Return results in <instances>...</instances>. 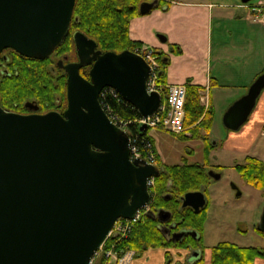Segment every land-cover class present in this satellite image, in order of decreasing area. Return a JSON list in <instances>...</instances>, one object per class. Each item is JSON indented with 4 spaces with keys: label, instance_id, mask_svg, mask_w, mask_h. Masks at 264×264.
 <instances>
[{
    "label": "water",
    "instance_id": "obj_1",
    "mask_svg": "<svg viewBox=\"0 0 264 264\" xmlns=\"http://www.w3.org/2000/svg\"><path fill=\"white\" fill-rule=\"evenodd\" d=\"M76 2L0 0V55L13 49L30 58L50 56L70 31ZM157 4L142 3L140 13ZM74 41L78 61L58 62L68 75L63 113L21 114L0 106V264H89L117 219H132L149 205V180L160 174L145 160H131L130 138L100 100L111 87L142 117L153 116L163 97L148 91L151 66L129 49L103 52L81 31ZM90 65L86 79L81 69ZM263 90L261 74L228 108L225 127L239 130ZM182 201L196 211L207 204L202 191L188 192ZM159 216L171 214L162 210ZM258 230L264 232V209Z\"/></svg>",
    "mask_w": 264,
    "mask_h": 264
},
{
    "label": "trees",
    "instance_id": "obj_2",
    "mask_svg": "<svg viewBox=\"0 0 264 264\" xmlns=\"http://www.w3.org/2000/svg\"><path fill=\"white\" fill-rule=\"evenodd\" d=\"M145 1L151 0H77L70 31L52 55L46 58H30L13 49H7V53L0 56V106L6 111L16 113L28 112L31 107H37L40 112H64L68 106V75L58 65L57 58L73 57L71 61L78 60L74 33L81 31L94 39L98 49L103 52L120 53L140 48L143 46L142 42L130 37L129 27L131 20L141 15L140 6ZM161 63L160 82L165 83L166 59L162 58ZM89 71L90 66H85L81 69V74L90 79ZM261 74H264V71ZM187 86L185 125H195L193 138L201 137L198 130L202 128L209 135L214 121L213 110L205 113V108L199 101L198 88L190 83H187ZM101 100L108 103L114 113L132 121V129L137 136L132 138L133 143H155L154 138L149 135V130L137 135L139 127L137 128L133 120L140 115L130 103L121 96L111 94L104 95ZM197 122L199 124H196ZM204 140L206 145L203 164L184 161L181 164L163 165L159 158V166L164 170L155 180L156 198L153 205L154 211L166 210L171 214V218L164 225L176 224L173 230L197 232L200 238L197 239L189 233L182 240H167L159 228L160 219H148L138 223L130 237L119 243L120 252L133 250L137 254L148 248L173 247L179 249L181 255H187L193 248L205 249L203 235L209 202L199 211L182 206V198L186 193L199 190L206 193L207 185L212 179L207 166L214 146L206 134ZM235 168L248 184L264 192L263 160L247 156L244 163L236 164ZM166 254L169 260L170 252ZM260 258H264V248L243 247L231 242H220L211 248V264H255ZM195 264H204V259Z\"/></svg>",
    "mask_w": 264,
    "mask_h": 264
},
{
    "label": "crops",
    "instance_id": "obj_3",
    "mask_svg": "<svg viewBox=\"0 0 264 264\" xmlns=\"http://www.w3.org/2000/svg\"><path fill=\"white\" fill-rule=\"evenodd\" d=\"M162 3L163 6L131 20L130 37L163 52L167 61L165 84L190 83L209 88L214 118L209 133L214 140L212 150L224 141L228 151L264 161V90L249 120L239 130L225 127L227 132L219 139L216 133L218 111L224 110V118L228 108L247 94L264 71V26L248 8L239 7L241 1L224 4L222 0H170L166 6L164 0ZM163 36L166 41L161 42ZM154 248H158L159 264H168V249ZM170 251L174 262L180 259V250ZM135 257L130 264L137 263ZM205 264H211V249L205 251ZM255 264H264V258Z\"/></svg>",
    "mask_w": 264,
    "mask_h": 264
},
{
    "label": "rangeland",
    "instance_id": "obj_4",
    "mask_svg": "<svg viewBox=\"0 0 264 264\" xmlns=\"http://www.w3.org/2000/svg\"><path fill=\"white\" fill-rule=\"evenodd\" d=\"M239 1L241 0H222L224 4ZM259 1L264 0H251L252 3H258ZM160 40L163 42L162 39ZM140 48L144 49L148 46L143 45ZM60 59L62 58H57V63ZM70 59H73V57H70ZM199 93L198 91V95ZM199 101L204 106L205 113L210 109L212 110L210 108V93L209 103L207 100L202 101L200 95ZM223 111H218L216 116L219 124L216 127L218 139L222 138L227 132L223 125ZM196 124H199V122ZM194 126H186V131L183 134H173L162 129L150 130L149 135L155 140L156 152H158L163 165L181 164L184 161L190 164L205 163V134L212 144L214 140H211L210 135L207 134L204 128L198 130L201 137L193 138L195 134ZM223 144L224 141H219L214 150H211L209 165L207 166L208 172L213 171L220 174L221 178L215 179L212 177L207 185L206 197L209 203L203 235L204 246L206 249H211L220 242H231L243 247L264 248V234L258 230V224L264 209V192L248 184L235 168L236 164L244 163L247 154L232 153ZM253 154L256 155V152L254 151ZM157 253L158 248L151 249L149 254L146 251L139 252L136 254L135 262H137L136 264H159Z\"/></svg>",
    "mask_w": 264,
    "mask_h": 264
},
{
    "label": "built area",
    "instance_id": "obj_5",
    "mask_svg": "<svg viewBox=\"0 0 264 264\" xmlns=\"http://www.w3.org/2000/svg\"><path fill=\"white\" fill-rule=\"evenodd\" d=\"M251 10L254 17L264 25V2L257 4L241 5ZM145 60L150 64L152 73L148 81V90L158 91L162 94L163 100L157 112L147 119L137 117L133 123L137 128L146 124L150 129H162L171 133L181 134L186 131V101H187V86L185 84H174L164 86L160 81L162 64L160 56L153 48H144L137 50ZM200 99L209 103V88L199 90ZM111 94L120 96V94L112 89L105 88L101 93V99L104 95ZM102 105L112 122L120 129L124 130L130 137V152L131 160L145 159L149 164L156 165L158 163V154L152 141L138 145L133 143L132 138H137L136 132L132 129V121L122 118L119 114L114 113L110 109V105L104 100H101ZM141 131H137V135H142ZM153 184V180L150 181ZM146 210H140L133 219L120 218L115 222L114 228L111 231L108 241L95 253L89 264H129L132 258V252L122 253L119 251V243L128 239L135 228L141 221L143 216H146Z\"/></svg>",
    "mask_w": 264,
    "mask_h": 264
},
{
    "label": "flooded vegetation",
    "instance_id": "obj_6",
    "mask_svg": "<svg viewBox=\"0 0 264 264\" xmlns=\"http://www.w3.org/2000/svg\"><path fill=\"white\" fill-rule=\"evenodd\" d=\"M155 0H151L149 2H153ZM160 4V1L158 0V4L156 6H158ZM7 50V49H6ZM4 50L2 52V56L5 55L7 53V51ZM65 60V63H69V62H76L78 60H69L68 57H64L63 58ZM91 67V65H90ZM32 113H41L43 114L42 112H40L38 109H36V107H31V109L28 111V112H24V113H21V114H32ZM158 168L160 170V174L161 172L164 170L162 167H160L158 165ZM159 174V175H160ZM158 175V176H159ZM157 177V176H156ZM156 177L154 178L153 180V184H151L150 186V194H151V201H150V204H149V207H148V212L146 213V216H143V218L141 219L140 222H144V221H147L148 219H160L161 223L159 225V228L163 231L165 237L167 238V240H182L187 234L189 233H192L193 236H195L197 239L200 238V234L199 233H195L194 232H191L189 230H182V231H175L173 230L175 227H176V224H170V225H164L165 222H167L169 219H165L163 217H165V215H162L163 217H160L159 214L162 210H159V211H154L153 209V205H154V202H155V198H156V193H155V185H156ZM199 191H202V190H199ZM205 196H206V193L204 191H202ZM207 199V197H206ZM183 203V201H182ZM207 203H208V199H207ZM183 206V204H182ZM185 208V207H184ZM191 208V207H190ZM193 209V208H192ZM166 211V210H165ZM168 212V211H167ZM204 237V236H203ZM168 251L167 252H170V257H169V260H168V257H167V261H168V264H195L197 261L201 260V259H204V264H205V251H206V248L205 249H196V248H193L189 251V253L187 255L183 254L181 255V251L177 254L180 259L177 260V261H173V257H172V253H171V249H175L173 247H170V248H167ZM175 250H179V249H175ZM195 254H197L196 257ZM174 262V263H173Z\"/></svg>",
    "mask_w": 264,
    "mask_h": 264
}]
</instances>
